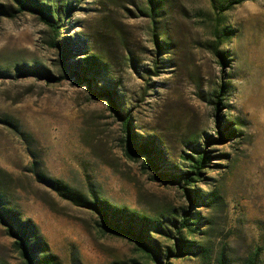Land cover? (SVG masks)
<instances>
[{
    "label": "rangeland",
    "instance_id": "rangeland-1",
    "mask_svg": "<svg viewBox=\"0 0 264 264\" xmlns=\"http://www.w3.org/2000/svg\"><path fill=\"white\" fill-rule=\"evenodd\" d=\"M160 1L151 16L147 0H67L60 37L36 15H0V195L34 224L52 264H154L102 231L85 206L95 199L149 218L163 264H264V0L223 13L211 0ZM54 40L67 44L80 81L41 73L62 74ZM125 115L159 169L126 156ZM204 151L210 162L194 186L160 181L182 177L187 155ZM186 210L201 216L194 240L205 252L176 259L168 251ZM0 264H22L1 222Z\"/></svg>",
    "mask_w": 264,
    "mask_h": 264
},
{
    "label": "trees",
    "instance_id": "trees-1",
    "mask_svg": "<svg viewBox=\"0 0 264 264\" xmlns=\"http://www.w3.org/2000/svg\"><path fill=\"white\" fill-rule=\"evenodd\" d=\"M160 0H147L150 5L149 9L151 16H159L157 10ZM213 6L220 12H225L233 9L235 6L241 5L247 1L253 0H211ZM13 5L11 9L0 6V15L15 17L18 14H32L36 15L44 24L49 26L59 37L60 31L65 24H62L60 20L65 18L63 16L67 13L69 7L65 5L67 0H11ZM67 7V8H66ZM66 8V10H65ZM1 17V16H0ZM65 23V22H64ZM225 31V30H224ZM218 39L220 37H225V33L220 30H216ZM225 39V38H224ZM227 40H223L226 43ZM53 47H57L61 50V76L55 77L49 72L40 71L47 77L49 82H61L64 79H70L72 77H77L80 81L79 71L74 69L75 65H72L69 61L70 52L67 48V44H62L59 40H54ZM221 42L213 46V53L219 58V63L222 65H227L229 63V57L226 52L220 49ZM79 65V64H78ZM74 66V67H73ZM33 70H37L33 68ZM109 95L110 91H102L99 95ZM220 104V102H219ZM217 116H220V107H216ZM130 121L131 116L125 115L123 119V125L125 131L129 133L130 131ZM234 130L224 134L219 132V139L211 138L207 141V144L213 141L221 142L224 139L233 136ZM126 156L135 160L138 157L147 156L146 167L150 169H159V164L153 159L154 149L149 145H136L134 138L129 133V138L127 139V144L125 148ZM210 155L207 151L198 152V154H188L185 160L189 163V168L184 172L182 177L179 174L167 175L160 174V181H169L172 184H179L183 182L187 186H194L199 180L201 172L206 170L210 162ZM57 189L58 185L56 186ZM186 189V188H185ZM187 191V198L192 204L198 202L197 191L190 189ZM95 199V201H86L85 206L97 211L101 216V222L99 223L102 231L104 233L127 239L128 241L134 243L138 249L144 252L148 257L152 258L154 264H163L160 252L156 248L149 236L148 226L150 224L149 218L146 216H139L135 213H129L126 215H118L116 211L110 210L108 206L103 205ZM201 216L197 210L194 212L186 210L185 213L178 216V221L174 224L176 234L174 236V251L169 249V256L173 255L176 259H182L188 256H197L198 254L205 252L204 246L200 245L194 240L199 232V222ZM0 222L6 226L8 235L14 240V247L16 248L22 264H52L50 256H41L40 253H45L47 249V244L43 242L39 236L36 234L34 229V224L30 220H22L18 213L8 206L6 199L0 195ZM183 231L190 234L191 238H187ZM168 256V258H169ZM220 263L224 264V258L221 256ZM138 264V263H135ZM251 264H257L256 260H253Z\"/></svg>",
    "mask_w": 264,
    "mask_h": 264
}]
</instances>
